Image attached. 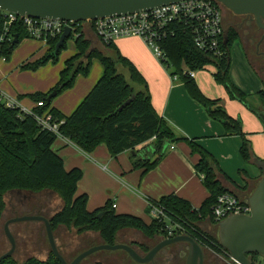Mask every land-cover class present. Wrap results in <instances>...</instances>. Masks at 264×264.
I'll list each match as a JSON object with an SVG mask.
<instances>
[{
  "label": "trees",
  "instance_id": "16d2710c",
  "mask_svg": "<svg viewBox=\"0 0 264 264\" xmlns=\"http://www.w3.org/2000/svg\"><path fill=\"white\" fill-rule=\"evenodd\" d=\"M4 32L5 20L0 18V57L7 59L16 45L21 40L29 38V35L21 21L14 22L1 41ZM16 37L18 41L14 43ZM235 38L233 32H228L222 41L226 53L223 57L215 58L198 50L191 32L181 28L177 30L175 36L161 42L167 56L161 61L168 67L173 65L175 71L171 75L177 74L184 80L188 93L205 106L213 119L223 123L226 135L237 134L242 137L240 150L243 157L249 160L252 145L242 129L240 119L227 113L220 98H212L204 94L195 78L189 74L190 71L204 68L208 63H214L218 66V71L215 73L216 80L225 83L235 98L247 101L246 93L234 85L229 74L230 48ZM58 40L59 38L56 37L47 41L49 51L40 63L58 56L60 50L65 47L64 44L56 55L53 54ZM103 45L109 52L92 46L84 35H76L77 52L66 61L67 65L61 72V80L54 89L58 93L72 85L77 74L87 73L94 56H98L103 63L104 74L71 114H64L52 106V101L48 102L47 98L52 91L48 94L39 92L30 94L34 101H44V105L35 107L34 112L44 115L50 121H63L59 126L60 135L87 153L94 151L101 143L107 144L113 156L125 151L131 153L134 151L133 165L142 169L144 173L158 166L165 157L169 144L177 140L187 142L192 153L199 155L195 169L201 175L209 196L199 208L174 193L163 195L159 199L147 197V200L157 205L161 204L170 214L188 222L195 228L192 232L194 238L202 245L230 259L219 238L202 227L203 221L207 219L214 221L212 205L220 194L228 192L217 178L218 172H223L216 158L196 139L179 137L170 122L154 108L148 82L139 69L120 52L113 41ZM85 54L88 62L86 64L80 62L76 65L78 56ZM184 65L190 70L183 71ZM26 66L30 64L23 65ZM258 94L261 99L258 106L263 109L264 89ZM132 95H135V98L119 110V107ZM57 138L56 133L42 128L34 115L24 113L18 107L6 106L0 92V209L5 205L4 195L9 191L50 190L58 194L63 202L62 206L49 217L54 230L64 226L75 229L78 234L94 231L100 233L105 243L110 244L116 243L117 233L124 228L139 230L150 238L164 233L162 225L153 218L147 222L138 215L118 213L111 199L103 206L89 210L88 194L78 193V183L83 177V170L80 167L71 169L65 167L64 159L53 148ZM227 178L230 179L228 176ZM149 211L150 207L148 213ZM0 264L62 263L51 251L46 258L31 256L19 262L11 256L0 261Z\"/></svg>",
  "mask_w": 264,
  "mask_h": 264
},
{
  "label": "rangeland",
  "instance_id": "374dc122",
  "mask_svg": "<svg viewBox=\"0 0 264 264\" xmlns=\"http://www.w3.org/2000/svg\"><path fill=\"white\" fill-rule=\"evenodd\" d=\"M232 18L233 15L228 14L227 19L232 20ZM253 29L255 30L257 35L260 34L257 27ZM256 38L257 36H255L253 39L256 41ZM102 45L99 43H95L93 46H96L99 49L109 52ZM248 48H249V54L252 57V60L257 68H255V66H253L248 60L245 44L243 43L242 40L239 39L234 41L230 48L231 67L229 73L230 78L234 83V85L240 88L243 92L246 91L245 93H247L246 94L247 101L245 100L243 101L241 99L235 98L232 95V93L229 91L225 83L216 80L215 73L218 71V66L214 63H208L205 65L204 68L195 70L197 74L195 80L207 95H209L210 97L220 98L221 104L225 108L227 113L233 117L236 116V118L240 119L243 131L244 129L251 130L253 132L252 138H254V136H257L258 144L264 146V136H262L261 133L262 129L259 128V126H263V120L255 111L256 105L261 101L258 92L260 88H264V79L262 78L261 71H258L259 70L257 65L258 63H256V59L258 58L255 53V42L253 45L249 44ZM48 51H49V47L43 41L33 38H26L21 40L16 45V47L13 49V51L10 53L9 57L6 60H4L3 57H0L1 93L5 97L14 98L17 100H19L18 97L19 95H21L23 96V99H25V100L22 99L23 100L22 104L28 105V104H32L33 102V100L30 97V94H34L37 92L42 94H48L51 91L52 92L56 91L54 88L59 84L61 80V72L67 65L66 61L70 57L75 55V53L77 52L76 35L73 34L66 40L65 47H63L60 50L56 58H51L45 63H40V61L46 56ZM75 62L76 65L79 64L80 62L86 64L88 62V57L86 54L83 56L80 55L78 56ZM160 62L164 65L165 69L168 71V73L166 72L167 75L175 71L173 65H170L168 67L166 63H163L161 60ZM27 63L30 64V66L23 67V65ZM152 70L153 68L150 69V72ZM189 70L190 68L188 66L186 65L183 66V71L186 72ZM70 74H72V72ZM103 74H104L103 63L101 62L98 56H94L91 60V66L89 71L87 73L80 72L79 74H77L72 85L60 90L52 98V106L59 108L66 115L71 114L79 106V104L82 102L85 96L89 93V91L93 88V86L97 83V81L101 78V76H103ZM152 78H156V80L158 78V87L160 88L162 86V80L159 70L158 72L155 71L153 72ZM181 81L184 82L183 79H178L175 80L174 82L175 84H177L180 83ZM152 82L153 84H155L154 79H152ZM206 112L209 115L207 109ZM209 117L212 119V121H214V123L218 125L206 126L200 124L199 128L201 130L214 132L215 130H218L220 128L224 131V133H226V128L221 121L213 119L210 115ZM212 136L213 135H210L208 138L205 137L203 139L206 138L209 139V144L211 145V147L219 153L220 161H222L225 164H228L229 162L232 161L231 158L235 156L236 159L238 160L241 159L242 161L247 163L248 160H246L243 157L239 148H237V153H236V146L234 142H226L225 144H223L224 142L220 141L218 137H212ZM238 141L241 143V139L239 138V136H238ZM183 142L185 141L177 140L174 142V144H177V147L180 150L182 149ZM169 151L170 149L168 148L166 153L167 155ZM224 151H228V154L226 155ZM191 157L192 158L195 157V154L190 151L187 160H190ZM236 159L234 158L233 161H236ZM189 162L191 163L192 171L195 173L192 161ZM176 169L178 170L177 171L178 176L174 177ZM153 170L144 173L143 170L141 171L140 169L135 168L134 165L132 164L131 167L126 170L124 176L127 177L126 181L128 182V184H130L129 183L130 178H134V176L137 177V180L139 181L140 184V182L143 179H146V177ZM187 172L188 171L183 165L177 166L176 163H172V162H169L167 164L163 163V169L160 170L158 181L160 182L162 180H165L168 176L177 178V181H179L181 178L179 176H181L182 174L186 175ZM107 173L109 175H104L103 177H100L101 180L100 183L101 186L103 187L102 189L104 190L105 194L113 193L114 195L104 199V201L100 205H103L106 202V200L109 198H111V200L115 202L119 201V196L115 192L119 190V187H121V185L110 172ZM200 177L201 175H197V179H199L200 183H202ZM82 179L83 180L85 179V183L87 187L91 188L95 194H99L98 192H95V189H93L95 181L92 179L91 175L89 176L86 175L85 177L83 176ZM152 179L148 180V182L151 181ZM138 190L141 189L138 188ZM20 195L21 197L23 195L24 196L28 195V198H32L31 201H33L32 203H29L24 207L20 204L18 205L17 212L20 215L22 213L26 215V213L31 212L33 208L40 206V210L44 211V213L46 214L45 216H50L56 210H58L63 204L59 195L50 190H43L41 192H22ZM20 198L16 194L12 198H10V201L16 203L20 200ZM91 203L92 202L89 199L88 202V206L90 207L89 209H93L95 208V206H99V205L92 206ZM143 203L145 204V206L143 207V212L144 213L146 212L145 215L147 216L149 213H147L146 210H148L149 206L145 202ZM117 212H121V211L117 210ZM126 213L132 214L133 212L127 211ZM12 216L14 215H11L9 212H7L6 214H4V217L0 219V255L4 253V251L9 250L11 246L7 238V235L5 233V230L3 229L6 223L5 221H8L7 219ZM17 217L18 216L13 218H17ZM202 227L206 231H209L210 233H213V235L218 237V226H213L212 224L208 225L205 223L202 224ZM9 228L16 240L17 248L12 257L17 259V261L22 262L31 256H35L38 258H46L50 254L51 247L47 238V233L43 221L40 220L15 221V222H11ZM71 233L72 232H67V229L66 230L64 229L62 231L59 229L57 230V234L55 233L58 247L68 261L73 260L79 253L91 247V243L88 244L86 240H83V238H81V236L80 239L75 238L74 234ZM147 238L149 242H146V244L149 245H151L156 240L155 237H151V238L147 237ZM132 242L133 241L131 240H126L119 243L132 244ZM116 243L118 242L116 241ZM146 244H143L144 246L142 248L143 252L148 250ZM178 261L179 264L180 262H184L185 264L186 258H184L183 256V258ZM97 262H103L104 264H143L135 261L123 249L98 250L87 256L85 259H83L80 264H96ZM175 263L176 261L170 264H175ZM205 264H226V263L223 262V260H221L219 256L217 258H213L210 252V255L206 257ZM258 264H264V257L258 256Z\"/></svg>",
  "mask_w": 264,
  "mask_h": 264
},
{
  "label": "crops",
  "instance_id": "0c3cea01",
  "mask_svg": "<svg viewBox=\"0 0 264 264\" xmlns=\"http://www.w3.org/2000/svg\"><path fill=\"white\" fill-rule=\"evenodd\" d=\"M84 36L91 42L92 46L95 43H99L101 45L103 44L95 35V33H93V31L89 29L86 30ZM114 43L116 44L120 52L124 56L128 57L146 78L152 96V103L156 111L170 122L179 137L194 138L199 143H201L208 151H210L216 158L218 165L223 172H218L217 177L222 186L225 187L228 192L236 194L243 201H247L248 196L254 190L258 181L264 174V146L258 144L257 136H254V138H252L253 132L251 130L244 129V133L247 135V138L250 140L252 145L251 156L247 163L242 161L241 159H236L235 156L231 158L232 161L228 164L223 163L219 160V153L211 147V145L209 144V139L207 138L210 135H213L212 137H218L220 141L224 142L223 144H225L226 142H234L237 153V148L241 149L242 137L237 134L226 135V133H224V131L220 128L218 130H215L214 132L201 130L199 128L200 124L206 126H216L218 124L214 123V121H212V119L209 117L206 112L205 106L194 99L188 93L184 82L181 81L180 83L175 84L174 81L180 78L174 80L170 73L167 75L168 71L165 69L164 65L160 62L153 50L141 37L130 36L118 38L114 41ZM102 46L105 48L104 45ZM245 49L248 60L253 65L246 46ZM151 68H153V70L150 72ZM158 70L160 72L162 80V86L160 88L158 87V78L157 80L156 78H152L153 72H158ZM196 76L197 74L195 72L194 78ZM152 79L155 80V84H153ZM263 89L264 88H260V90ZM202 91L204 92V94H206L203 89ZM18 99L21 101V103L23 100H25L21 95H19ZM258 104L256 105L255 111H258L257 113L260 116L261 113H264V108L262 110L258 106ZM22 105L30 109H34L35 107H37V102L33 100L32 104ZM262 120L263 126H259V128L262 129L261 133L262 136H264V119L262 118ZM238 136L241 139V143L238 141ZM205 137L207 138L203 139ZM171 145H174V147L171 148ZM53 148L56 152H58L60 156H62V158L64 159L65 167L67 169L80 167L83 170L84 177L86 175H91L92 179L95 181L93 189H95V192H98L99 194H95L91 188L86 186L85 179L80 180L78 183V193L88 191L90 194L88 192L86 193L88 194L89 199L92 202L91 205H99L95 206V208L93 209H89L90 207L87 203V208L89 210H94L98 207L103 206L106 202L103 205L100 204H102L104 199L114 195L113 193L105 194L100 183V177L109 175L107 172H110L121 185V187H119V190L115 192L119 196V201H113L116 204V211H121L118 213H126L127 211H131L133 212L132 214L141 216L147 222L151 221V217L149 216V214L146 216V212H143V207L145 206L143 202L148 205L147 197L159 199L163 195L174 193L189 200L194 207L199 208L204 200L209 196L208 189L204 186V184H202V177H200L202 183H200L199 179H197V175L199 174L196 172L195 164L199 158V155L195 154V157H191L190 160H187L190 151L192 152L191 147L187 142H183L182 149L180 150L178 149L177 144H169L168 148L170 149V151L168 155H165V157L161 160L159 166L156 167L155 170L151 171L146 179H143L140 184L137 180V177L135 176L134 178H130V184H128V182L126 181L127 177L124 176L126 170L129 169L133 164L132 153L130 151H125L117 156H113L110 153L107 144L101 143L95 148L94 151L87 153L76 144L62 136L56 139ZM224 153L227 155L228 151H224ZM234 158L236 159V161H233ZM189 161H192L195 173L197 175L192 171L191 163ZM169 162L176 163L177 166H185L186 170L189 173L187 172L186 175L182 174L181 176H179L181 177L179 181H177V178L168 176L165 180L161 179L162 181L159 182L158 176L160 175V170L163 169V163L167 164ZM140 170L142 171V169ZM177 171L178 170L176 169L174 177L178 176ZM226 175L230 179H228ZM150 179L152 180L148 182V180ZM137 187L141 190H138ZM146 211L148 213V210ZM205 223L208 225L212 224L213 226H216L209 219L202 222V224ZM59 229L61 231L67 229V232H72L75 238L80 239L81 236V238H83V240H86L88 244L91 243V246L104 243L100 233L98 232L88 231L82 234H78L75 229H68L64 226H59L54 230V232L57 234V230ZM126 240L138 241L144 244L146 242H149L148 238L141 231L133 228H124L117 233V242H123ZM182 244L184 245L185 243H176L170 245L169 247ZM184 246L185 249H182V253H180L179 258L182 259L184 256V258H186L185 262H187L189 246ZM210 252L213 258H217L219 256V258H221L223 262L229 263L228 259L224 255L218 254L210 248H205L206 257L210 255ZM172 262L175 261H171L170 263ZM180 264H184V262H180Z\"/></svg>",
  "mask_w": 264,
  "mask_h": 264
},
{
  "label": "built area",
  "instance_id": "2783aa9c",
  "mask_svg": "<svg viewBox=\"0 0 264 264\" xmlns=\"http://www.w3.org/2000/svg\"><path fill=\"white\" fill-rule=\"evenodd\" d=\"M222 4L216 0H181L175 3L165 4L150 10L125 13L120 15L107 16L94 20L85 21H64L52 18H38L27 15H19L14 12L0 9V18L5 20V32L1 37L4 40L5 34L10 30L11 25L21 21L28 32L29 38L41 40L44 43L51 38H60L66 26H70L72 34L84 35L86 30H91L103 43L114 42L118 38L139 36L153 50L160 60L167 58L161 42L177 34V30L190 31L196 48L215 58L223 57L226 51L222 47V41L226 36L225 22ZM4 60H6L3 57ZM191 77L195 71L189 72ZM173 79L180 78L179 75H172ZM2 100L8 107H18L24 113L34 115L38 124L60 137L59 126L63 121H50L44 115H39L22 105L14 98L5 97L2 93ZM44 101L37 102V107L43 106ZM174 145H171L173 148ZM150 217L162 225L164 238H171L181 234H189L195 228L186 221H182L170 214L167 209L158 203L148 201ZM113 207H116L113 202ZM213 223L218 226L219 222L232 214H249L250 206L236 194L225 192L220 194L212 205ZM196 239V238H195ZM225 250V249H224ZM228 255L229 253L225 251ZM228 259L232 264L231 256Z\"/></svg>",
  "mask_w": 264,
  "mask_h": 264
},
{
  "label": "water",
  "instance_id": "95a60500",
  "mask_svg": "<svg viewBox=\"0 0 264 264\" xmlns=\"http://www.w3.org/2000/svg\"><path fill=\"white\" fill-rule=\"evenodd\" d=\"M181 0H0V9L38 18H52L64 21H85L107 16L150 10L165 4ZM231 12L243 15H252L259 27L264 28V0H216ZM72 35L70 26H66L55 45L53 54L64 46ZM18 41L15 38L14 43ZM57 94L52 92L48 102ZM135 95H132L119 110L129 104ZM260 116L264 119V113ZM135 152L133 151L132 154ZM250 206L249 214H232L218 224V238L222 247L231 256L232 264H257L258 256L264 257V174L254 190L247 198ZM101 215V214H100ZM40 220L44 222L47 238L54 256L62 264H80L90 254L102 250H125L135 261L149 263L155 259L158 252L176 243H185L189 246L186 264H205V248L189 234H181L171 238L161 239L145 254H141L134 246L126 243H101L91 246L79 253L72 261H68L61 253L50 219L44 215H23L12 218L5 225V233L11 247L0 255V261L11 257L16 250V240L9 224L15 221Z\"/></svg>",
  "mask_w": 264,
  "mask_h": 264
},
{
  "label": "flooded vegetation",
  "instance_id": "af4514ba",
  "mask_svg": "<svg viewBox=\"0 0 264 264\" xmlns=\"http://www.w3.org/2000/svg\"><path fill=\"white\" fill-rule=\"evenodd\" d=\"M222 8H223V13H224V22H225L226 34L228 32H233V34L236 35V38L234 41L239 40V39L242 40L243 43L245 44L246 48H247L248 53H249L248 45L249 44L253 45L255 42V53H256V56L258 58V59H256V63H258L257 64L258 68H259L258 71H261L262 77L264 78V28L259 27V25L257 24V22L255 21V19L253 18L252 15H248V14L238 15V14L231 12L230 10H229L230 11L229 12L228 9L225 8L224 6H222ZM228 14L233 15L232 20L227 19ZM255 27H257L260 34H258V35L256 34L255 30L253 29ZM255 36H257L256 41L253 39ZM250 60L253 63V65L255 66L251 56H250ZM16 191H9L8 193H6L4 195L5 205L3 206L2 209H0V219L3 218L4 214H6L7 212H9L11 215H14V216L8 218L7 219L8 221H9V219L16 217V216L21 217L22 215H24V213H22L20 215L17 212L18 205L20 204L24 207L25 205L33 202V201H31L32 198H28V195L27 196L23 195L21 197L20 194L22 192H25V191H18V190H16ZM16 194L18 195L19 198L21 197L20 200L16 203L10 201V198H12ZM43 214H44V216L46 215L44 213V211L40 210V206H37V207L33 208L31 212L26 213V215H43ZM46 217L49 218L50 216H46ZM8 221H5V222L7 223ZM6 223H5V225H6ZM5 225H4L3 230H5ZM155 238H156V240L151 245L145 243L146 247H148L147 248L148 250L145 252L142 251V248L144 247L143 246L144 243H141L138 241H133L131 245L134 246L141 254H145L161 239L160 237H155ZM134 242H136V243H134ZM184 245H186V244H184ZM184 245L182 244V245H177V246H172V247L168 246L166 248H163L158 252V254L155 256V259L153 261H151L149 263H143V264H170L171 261H176L175 264H178L179 263L178 260L180 259L179 255H180V253H182V249L183 248L185 249ZM203 246H204V248H208L205 245H203ZM16 248H17V246H16ZM51 251L52 250H50V253H51ZM5 252L6 251H4V253ZM226 264H228V263H226Z\"/></svg>",
  "mask_w": 264,
  "mask_h": 264
}]
</instances>
